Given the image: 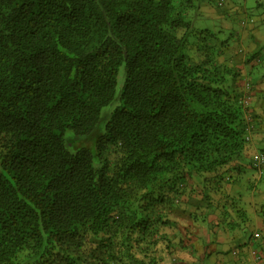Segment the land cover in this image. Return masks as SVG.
Masks as SVG:
<instances>
[{"label": "trees", "instance_id": "16d2710c", "mask_svg": "<svg viewBox=\"0 0 264 264\" xmlns=\"http://www.w3.org/2000/svg\"><path fill=\"white\" fill-rule=\"evenodd\" d=\"M195 2L0 0V264H164L201 207L248 220L256 80Z\"/></svg>", "mask_w": 264, "mask_h": 264}, {"label": "crops", "instance_id": "0c3cea01", "mask_svg": "<svg viewBox=\"0 0 264 264\" xmlns=\"http://www.w3.org/2000/svg\"><path fill=\"white\" fill-rule=\"evenodd\" d=\"M254 27L251 28L249 32L248 27L245 30L240 32L239 36L247 39L251 35L253 41L245 45L240 41L241 48L239 51H242L241 55L235 59L234 66H237L238 70L245 74L248 77L253 76L256 80L255 87L252 90L250 100V107L246 110L247 121L252 124V130L250 132V147L249 153H257L264 149V42L259 41L254 36ZM243 53L245 56H243ZM248 73L250 74L249 76ZM261 150H257L260 148ZM264 179H258L253 186V191L248 193V196L242 197V202L239 204L240 207H244L248 220L245 224H236L232 228V224H229L228 220L226 223H221L223 227L216 222L219 214L222 211L216 210L217 212H211L209 208L201 207L200 211L204 210V215L202 219L205 221H200L196 219L195 221H188V224L191 223L189 227L190 233L189 236V245L191 248L195 249L194 252L188 254L190 255V261L188 263L194 264L197 257L198 260L203 262V264H214L212 261V256H216L217 261H221L225 264H238V256L233 254H228V250L232 247L242 246L244 250L249 251V246H254L256 241L252 239V232L261 230L264 236V212L260 204H264ZM260 202V204H259ZM227 210V209H225ZM227 218V217H226ZM179 219V218H177ZM224 221V220H223ZM222 221V222H223ZM250 225V226H249ZM207 226V227H206ZM249 226V227H248ZM188 227V226H187ZM222 229H221V228ZM248 228V232H245V229ZM188 238V237H187ZM188 240V239H187ZM252 240V243H251ZM247 245V247H245ZM239 248V247H238ZM208 255L205 258L200 256ZM246 256L248 258L247 263H252L253 259L250 254L247 252ZM188 258V257H187ZM216 263V262H215ZM258 264H264V259L257 261ZM219 264V262L217 263Z\"/></svg>", "mask_w": 264, "mask_h": 264}, {"label": "rangeland", "instance_id": "374dc122", "mask_svg": "<svg viewBox=\"0 0 264 264\" xmlns=\"http://www.w3.org/2000/svg\"><path fill=\"white\" fill-rule=\"evenodd\" d=\"M219 1L220 0H196L194 7L189 10L188 16L194 27L199 29H208L213 33L215 32L219 34L221 41H223L224 44H226V47H224L223 49L225 50V53L223 54V52H221V56H219L221 60H225L226 58L230 57L232 55L231 52H237L236 57L237 56L239 57L242 53V51H239V49L241 48L240 41L243 42L245 45L253 41L251 35L248 36L247 39H244L242 34L241 36H239L240 32H242V30H245L247 27L249 29L248 31L250 32L251 28L255 26V28L253 29L254 36L259 41L264 42V0H223L222 4H219ZM243 23L245 25H243ZM243 56H245L244 53ZM112 107L113 106L111 104L103 109L102 116L104 120H108L110 118L111 116L110 112L112 110ZM103 128H104V124L100 126L99 130H102ZM70 136L75 137L74 132L72 130H68L65 135L66 143L69 149L71 148V144H70L71 142L69 141ZM257 150H261V147L257 148ZM251 155L246 156L243 162L244 164H246L245 167H247V170L245 172L247 173V178L252 181V186H253V184L258 179L260 178L264 179V170L260 171L257 170V168L252 167ZM247 178L244 182V185L246 187L244 188L245 190L244 193L246 196H248V193L250 192V190L248 189L250 187V184ZM192 192L196 194L197 197L201 195L198 191L197 193L196 191H192ZM197 219H199L200 221H205L199 217ZM216 222H219V220H217ZM184 223L185 224H183L182 237L187 238L189 232L188 229L191 226V223L188 224L189 222L185 220ZM221 226L223 227V225ZM163 230L171 231L172 228H164ZM248 230L249 229L246 228L244 233H247ZM179 241L180 239L174 240V244L173 242L169 244L165 240L160 241L158 248L156 250H158L157 257L163 260L162 263L171 264L172 261H178L179 263L183 262V264H190L188 263V261H190V255L188 256V254H190L191 252L193 253L195 249L191 248L190 245L185 244V243L189 244L188 240L186 241L184 240V244H183V246L185 245L186 247H189L188 250L183 249L182 248L183 242L180 243ZM260 241L263 243L264 238H261ZM247 252L250 254V256L253 259L252 263H247L248 262L247 261L248 258L246 256ZM232 253L234 254V256H238L240 260L238 261V264H258L254 256L252 255V248H250L249 251H246L242 246H239V248L237 249H235V247H232L229 254L232 255ZM205 256H207L206 261H208V255ZM205 256L201 255L200 257L205 258ZM198 258L199 257H197L196 262L193 261V263L203 264V262L198 260ZM211 259L212 261H214L213 263L217 261L215 255L212 256Z\"/></svg>", "mask_w": 264, "mask_h": 264}, {"label": "built area", "instance_id": "2783aa9c", "mask_svg": "<svg viewBox=\"0 0 264 264\" xmlns=\"http://www.w3.org/2000/svg\"><path fill=\"white\" fill-rule=\"evenodd\" d=\"M222 3H223V0H220L219 4H222ZM247 89H250V85L249 84H247ZM249 99H250L249 96H246L243 99L245 105L248 104ZM247 126H248L247 130L251 131L252 128H253L252 124L250 122H248ZM246 139H250V134L246 135ZM252 165H253L254 168H257L259 170L262 169V167L264 166V152H257V153H255L253 155V157H252ZM259 234H260L259 232H256L253 235H255V237L258 238L260 236ZM262 251H263V249H256V248L254 249V248H252V255L254 256L256 261H260L263 258V252Z\"/></svg>", "mask_w": 264, "mask_h": 264}, {"label": "clouds", "instance_id": "9594fccd", "mask_svg": "<svg viewBox=\"0 0 264 264\" xmlns=\"http://www.w3.org/2000/svg\"><path fill=\"white\" fill-rule=\"evenodd\" d=\"M259 152H263V151H259ZM254 154H255V153H253V155H254ZM253 155H252V157H253ZM256 232H259V233H260V234H259L260 236H259L258 238H256L255 235H253V234H255ZM261 234H262V231H261V230L253 231L252 234H251V235H252V239H253V240H256V241H260L261 238H264V236L261 235ZM251 243H252V240H251ZM238 247H239V246L235 247V249H237ZM245 247H247V245H246ZM250 248H254V249H255V248H256V249H257V248H258V249H263V251H262V252H263V258H262L261 260L264 259V242H263V243H262L261 241H260V242H256V244H254V246H251V244H250L248 250H250ZM232 254H233V253H232ZM233 255H234V254H233ZM261 260H260V261H261ZM256 262H257V261H256Z\"/></svg>", "mask_w": 264, "mask_h": 264}]
</instances>
